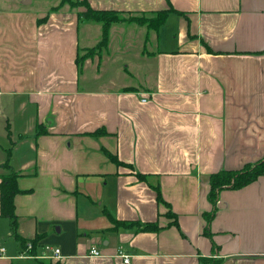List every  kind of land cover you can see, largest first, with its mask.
<instances>
[{
    "label": "crops",
    "instance_id": "0c3cea01",
    "mask_svg": "<svg viewBox=\"0 0 264 264\" xmlns=\"http://www.w3.org/2000/svg\"><path fill=\"white\" fill-rule=\"evenodd\" d=\"M50 1L0 0V176L20 191L0 264H264V176L203 216L211 174L264 159V0H86L168 12L154 29L113 24L80 69L101 25Z\"/></svg>",
    "mask_w": 264,
    "mask_h": 264
},
{
    "label": "trees",
    "instance_id": "16d2710c",
    "mask_svg": "<svg viewBox=\"0 0 264 264\" xmlns=\"http://www.w3.org/2000/svg\"><path fill=\"white\" fill-rule=\"evenodd\" d=\"M62 4H68L70 8L83 7L82 12L77 13V21L80 22H93L101 25V38L98 44L93 49L87 50L86 55H81L76 58L77 69H80V61L88 57L89 54H94L96 49L106 46L108 40V31L110 26L117 23H135L138 26H145L149 29H154L160 26L166 19L168 10H163L154 15L148 14L132 15L130 13H122L113 10H94L92 9L86 0H60L59 6ZM58 7H53L52 10H57ZM169 10H171L169 8ZM116 162L117 159H113ZM5 164H3V167ZM17 174L11 172L10 174L0 176V214L5 216L9 220L10 232L16 238L18 237L16 230V216L14 214L13 198L19 193V189L16 184ZM142 179V175L137 174ZM259 176H264V159L257 161L254 164L245 165L239 171H226L219 170L216 173L211 174L208 177V183L210 191L208 193V199L212 203L211 214H204L207 223L213 217L216 210V200L218 193L226 188L239 189L252 181L256 180ZM157 200L161 202L160 192L157 193ZM164 203V202H163ZM135 227L139 231H157L159 228L156 223L143 224L138 222H119L113 220V230H117L119 227ZM24 243V242H23ZM34 246V243H32ZM203 264H218V262L205 261Z\"/></svg>",
    "mask_w": 264,
    "mask_h": 264
},
{
    "label": "rangeland",
    "instance_id": "374dc122",
    "mask_svg": "<svg viewBox=\"0 0 264 264\" xmlns=\"http://www.w3.org/2000/svg\"><path fill=\"white\" fill-rule=\"evenodd\" d=\"M56 1H58V0H52V1H50V2H48V4L49 5H51V4H54V2H56ZM85 22H80V28L81 27H84V24ZM91 23V22H90ZM123 27H131L132 29H136V28H134V27H138V26H136V25H134V24H124V25H122ZM169 28H170V25H168V26H166L165 27V30L163 29V32H165L166 33V38L165 39H163V42L164 41H166L165 43H164V45H168V41H170V36H171V34L169 33L168 34V31H170L169 30ZM100 31V26H98V28H97V33H94L93 31L91 32V34H90V40H89V42H90V44H91V42H94V40L95 41H97V40H99L98 38H99V36H100V34L98 33ZM121 36H123V35H120V37ZM80 37H81V39H84V34H82L81 32H80ZM124 37V36H123ZM133 39H134V37H133ZM134 41V40H133ZM162 42V43H163ZM85 46V45H84ZM84 46H81V47H84ZM90 46H93V44L92 45H90ZM117 60H116V62H119V61H121L122 60V58L121 57H117L116 58ZM116 65V63H112V64H109L108 66H110L111 68L112 67H114ZM87 72L89 73V71L87 70ZM84 77L85 78H87L88 76H87V74H86V72H84ZM85 78H81V80H83V79H85ZM82 83V85H90V83L87 81V82H84V81H82L81 82Z\"/></svg>",
    "mask_w": 264,
    "mask_h": 264
},
{
    "label": "built area",
    "instance_id": "2783aa9c",
    "mask_svg": "<svg viewBox=\"0 0 264 264\" xmlns=\"http://www.w3.org/2000/svg\"><path fill=\"white\" fill-rule=\"evenodd\" d=\"M144 101V100H143ZM31 247V245L30 244H28L27 245V248H30ZM44 250H45V252L46 253H48V252H51V254H52V256L53 257H59L58 255H59V249H52V248H50L49 246H45L44 247ZM3 251H4V249L2 248V247H0V253H3ZM88 254L90 255V256H100V252L97 250V248L96 247H91L90 249H89V251H88ZM123 261L125 262V263H127L128 262V257L127 256H123Z\"/></svg>",
    "mask_w": 264,
    "mask_h": 264
}]
</instances>
